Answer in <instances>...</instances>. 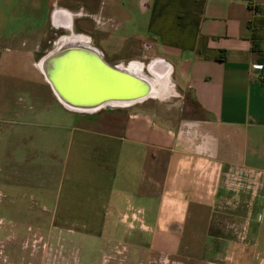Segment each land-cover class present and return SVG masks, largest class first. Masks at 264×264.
Here are the masks:
<instances>
[{"label":"crops","instance_id":"obj_1","mask_svg":"<svg viewBox=\"0 0 264 264\" xmlns=\"http://www.w3.org/2000/svg\"><path fill=\"white\" fill-rule=\"evenodd\" d=\"M55 1L49 2L50 20L56 9H64ZM251 1L141 0V10L151 11L147 34L136 33L127 40H144L156 52L154 59L171 65L172 74L177 73L189 89L200 118L183 119L179 124L140 102L95 111L65 108L73 119L59 126L56 135L70 134L67 165L73 149L80 156L88 147L107 156L95 165L97 198H104L113 185L107 211L117 216L115 224L162 233L174 226L184 230L188 217L194 223L202 212L210 215L209 229L231 217L237 228H245L254 260L261 264L264 67L254 66L260 61L253 50ZM253 3L264 5V0ZM39 4V0H0V34L20 32L17 24L22 22V7L38 8ZM111 4L113 9L106 6L111 8L107 16L112 37L119 42L126 38L115 34L128 28L126 7L120 0H111ZM101 15L97 23L104 26V12ZM73 133L79 135L76 142ZM53 155H58L56 148ZM58 172L55 164L46 173L48 184ZM53 188L43 187L44 196L49 197ZM172 236L170 231L167 237Z\"/></svg>","mask_w":264,"mask_h":264},{"label":"rangeland","instance_id":"obj_2","mask_svg":"<svg viewBox=\"0 0 264 264\" xmlns=\"http://www.w3.org/2000/svg\"><path fill=\"white\" fill-rule=\"evenodd\" d=\"M76 1L85 12L94 14L79 26L83 33L95 35L96 46L110 64L128 65L140 60L148 65L154 59L156 52L150 51L144 40H127L136 33L147 34L151 11L141 10V0H120L126 7L128 28L115 31L126 36L119 42L112 37L111 18L107 16L111 8L106 6L113 9L111 0L55 2L69 7ZM49 2L39 0L38 8L24 5L22 22L17 24L21 31L0 34V264H259L245 228H237L231 217L209 229V214L202 212L194 223L189 216L184 230L171 224L172 237H167L169 230L160 233L115 224L117 216L107 211L113 185L104 198H97L95 165L107 156L90 147L80 156L73 149L66 164L70 134H56L73 115L66 112L71 109L58 100L38 65L46 47L43 38L51 34L47 32L51 23ZM251 2L254 10L259 4ZM103 12L104 26L92 19L101 18ZM145 73L149 74L147 69ZM171 82L167 99L149 98L138 104L179 124L183 119L200 118L189 89L177 73L171 75ZM74 134L76 142L79 135ZM55 164L59 172L48 184L46 173ZM41 181L44 184L38 185ZM104 183L108 186L109 181ZM48 185L54 186L49 197L42 189ZM70 193L72 197H68Z\"/></svg>","mask_w":264,"mask_h":264},{"label":"water","instance_id":"obj_3","mask_svg":"<svg viewBox=\"0 0 264 264\" xmlns=\"http://www.w3.org/2000/svg\"><path fill=\"white\" fill-rule=\"evenodd\" d=\"M38 62L58 100L75 111L142 102L157 87L152 76L112 65L98 49L77 42L60 41Z\"/></svg>","mask_w":264,"mask_h":264},{"label":"flooded vegetation","instance_id":"obj_4","mask_svg":"<svg viewBox=\"0 0 264 264\" xmlns=\"http://www.w3.org/2000/svg\"><path fill=\"white\" fill-rule=\"evenodd\" d=\"M79 3H80L79 1H76L73 4H70L69 7L64 6V9L59 8L55 10L56 12L55 17L51 19V24L49 26V30L47 31V32H50L51 34L49 36L48 34H45L47 39L45 37L43 38L45 39L44 45L46 47L41 53L42 57L46 55L48 52H50L51 50H53L56 47V45L60 42L62 37L66 36L68 38H73V41H74V40H77L75 38H77L81 34L85 35L89 39L86 38L84 39V41H79L77 43L86 44L102 52L96 46V41L94 37L95 35L93 34L94 35L93 36V35L83 33L84 28H80L79 26L81 23L83 24L88 17H94L93 13H91L92 15H90L87 12H85L86 9L83 7V5H80ZM92 19H96V18H92ZM38 47H39V52H41L40 51L41 45Z\"/></svg>","mask_w":264,"mask_h":264},{"label":"bare ground","instance_id":"obj_5","mask_svg":"<svg viewBox=\"0 0 264 264\" xmlns=\"http://www.w3.org/2000/svg\"><path fill=\"white\" fill-rule=\"evenodd\" d=\"M86 38L89 39L85 35L81 34L77 38H75L77 40L73 41V38H68L64 36L61 38L60 41L61 42L63 41L79 42V41H84V39ZM161 60L162 59H157V58L153 59L148 65H146L140 60L138 61L134 60V61H131L128 65L122 64L121 66L133 72L143 73V74H147L145 73V70L147 69V71L149 72V74L147 75L152 76L157 84L156 91L151 98H159V99L165 100L168 98V95L171 93V89L173 87L172 82H171L172 67L169 63L163 60L161 61ZM114 106H117V105H114Z\"/></svg>","mask_w":264,"mask_h":264},{"label":"trees","instance_id":"obj_6","mask_svg":"<svg viewBox=\"0 0 264 264\" xmlns=\"http://www.w3.org/2000/svg\"><path fill=\"white\" fill-rule=\"evenodd\" d=\"M254 11L255 16L250 22L253 29V50L257 53L258 60L264 63V5H256Z\"/></svg>","mask_w":264,"mask_h":264},{"label":"built area","instance_id":"obj_7","mask_svg":"<svg viewBox=\"0 0 264 264\" xmlns=\"http://www.w3.org/2000/svg\"><path fill=\"white\" fill-rule=\"evenodd\" d=\"M255 68H258V69H263V67H264V63H261V62H257V63H255Z\"/></svg>","mask_w":264,"mask_h":264}]
</instances>
